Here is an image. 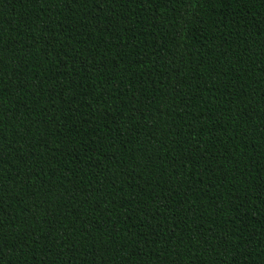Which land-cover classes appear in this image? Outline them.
Returning a JSON list of instances; mask_svg holds the SVG:
<instances>
[{
  "label": "trees",
  "instance_id": "trees-1",
  "mask_svg": "<svg viewBox=\"0 0 264 264\" xmlns=\"http://www.w3.org/2000/svg\"><path fill=\"white\" fill-rule=\"evenodd\" d=\"M0 264H264V0H0Z\"/></svg>",
  "mask_w": 264,
  "mask_h": 264
}]
</instances>
